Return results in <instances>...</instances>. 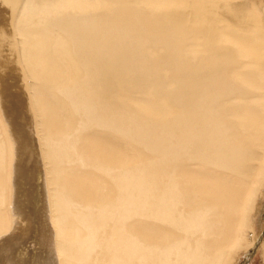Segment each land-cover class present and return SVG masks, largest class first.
I'll use <instances>...</instances> for the list:
<instances>
[{"label": "bare ground", "instance_id": "6f19581e", "mask_svg": "<svg viewBox=\"0 0 264 264\" xmlns=\"http://www.w3.org/2000/svg\"><path fill=\"white\" fill-rule=\"evenodd\" d=\"M263 215L264 0H0V264H264Z\"/></svg>", "mask_w": 264, "mask_h": 264}, {"label": "rangeland", "instance_id": "374dc122", "mask_svg": "<svg viewBox=\"0 0 264 264\" xmlns=\"http://www.w3.org/2000/svg\"><path fill=\"white\" fill-rule=\"evenodd\" d=\"M37 185H38V181H37ZM37 185H36V186H37ZM37 187H38V186H37ZM259 220H264V215H263V216L261 217V219H259ZM263 225H264V223H263ZM39 234L42 235L43 232L40 231ZM42 240H43V239H42ZM42 240H40V241L42 242ZM38 241H39V240H38ZM38 241L32 242L31 245H30V243H31V242H30V243H28V246H30L31 249H36V248H38V249H39V250H38V253H40V254H41V253H45V251H46V253H48V252L51 253V249H49V247H48L49 244H47V242L50 243L49 241H46V243L44 242V243H42V244H41V242L39 241V243H40L43 247L38 243ZM36 243H37V244H36ZM45 245H46L47 247H46ZM31 246H32V247H31ZM34 246H36V247H34ZM38 246H39V247H38ZM40 249H41V250H40ZM42 249H43V251H42ZM254 252H255V251H254ZM254 252H252V255H251L252 257H253V255H254ZM49 253H48L47 255H50ZM252 257H250L249 259H251ZM251 261H252V259H251ZM251 261H250V262H251ZM247 263H248V261H247ZM247 263H245V264H247ZM248 264H250V263H248ZM253 264H259L258 259H256V260L253 262Z\"/></svg>", "mask_w": 264, "mask_h": 264}]
</instances>
